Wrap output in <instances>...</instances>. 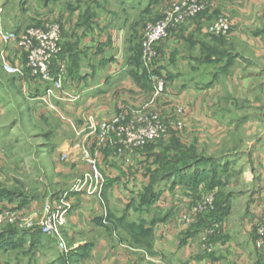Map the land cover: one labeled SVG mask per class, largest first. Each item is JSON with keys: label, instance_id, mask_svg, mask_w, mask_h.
<instances>
[{"label": "crops", "instance_id": "0c3cea01", "mask_svg": "<svg viewBox=\"0 0 264 264\" xmlns=\"http://www.w3.org/2000/svg\"><path fill=\"white\" fill-rule=\"evenodd\" d=\"M166 1L172 0L153 9L151 3H160L150 0L142 12L133 6L114 12L106 5L85 14L76 0H0L2 31L21 33L45 22L60 26L61 54L51 73L61 74L64 88L79 96L72 104L54 103L69 118L61 120L40 102L43 85L28 70L23 78L3 72L2 62L24 67L26 58L0 40V117L18 105L13 94L21 101L19 113L30 112L27 123L22 116L19 125L0 122V207L13 214L0 227V264H264L254 231L264 210V0H210L205 13L172 32L156 48L155 72L166 79L167 96L149 106L152 84L139 47L146 26L162 19ZM216 10L233 17L230 37L222 40L228 56L223 64L214 56L216 40L201 32ZM140 14H150L149 22L140 25ZM174 103L186 108V130L171 139L197 149L219 147L221 156L201 155L210 164L179 170L153 186L157 149L129 151L119 141L97 148L90 124L119 114L128 122L143 106L168 119ZM85 152L98 161V195L70 192L88 170ZM237 160L248 164L234 172L246 182L244 190L230 192L241 182L224 186L215 176L220 167L229 174ZM151 187L153 195L141 197ZM221 188L230 193L221 219L210 217L214 203L190 226L182 224L206 193ZM63 194L70 205L66 253L37 230L44 206Z\"/></svg>", "mask_w": 264, "mask_h": 264}, {"label": "built area", "instance_id": "2783aa9c", "mask_svg": "<svg viewBox=\"0 0 264 264\" xmlns=\"http://www.w3.org/2000/svg\"><path fill=\"white\" fill-rule=\"evenodd\" d=\"M207 2L208 0H184L180 3L167 4L162 19L149 24L144 29L141 39V61L149 73V80L152 84V96L147 105L162 101L166 96V79L155 72L156 64L160 58L156 50L157 46L169 38L172 32L179 31L192 18L204 11ZM231 26L232 24L226 16H219L205 30L212 36L225 37L230 33ZM0 40L4 45L14 47L26 58L24 67L6 61L2 62L3 71L9 76L23 78L25 70H28L34 78V82H40L43 85L40 102H43L61 120L69 122L66 114L54 105L55 102L72 104L79 99L78 95L69 93L64 88V79L61 74L52 75L51 73L53 63L61 51L60 26L57 23L45 22L43 26H31L21 33L0 30ZM37 98L39 99V97ZM173 112L179 118L175 125L177 128H182L180 119L186 113L185 106L177 104L174 106ZM132 117L133 120L126 122L124 114H119L108 122H101L97 127L90 124L89 128H93V131L96 132L97 148L102 150L111 143L119 141L125 149L133 151L158 139L165 132L160 113L146 106L135 111ZM88 120L91 121L90 118ZM74 130L76 133H80L76 128ZM79 146L75 145V148ZM85 155L88 170L74 184L70 192L98 195L102 182L98 161L95 156L89 157L87 152ZM212 207L213 194H208L192 206L189 213L181 217L182 224L190 226L193 216L206 213ZM69 213L70 205L66 194H63L57 201L44 206L42 215L37 222V230L44 236L54 238L58 247L64 252L67 250L63 229ZM12 216L11 211L0 207V227L12 220ZM254 229L256 245L259 249L264 250V210H261L255 218Z\"/></svg>", "mask_w": 264, "mask_h": 264}, {"label": "rangeland", "instance_id": "374dc122", "mask_svg": "<svg viewBox=\"0 0 264 264\" xmlns=\"http://www.w3.org/2000/svg\"><path fill=\"white\" fill-rule=\"evenodd\" d=\"M121 1H123L122 4H120V1L119 0H76L77 3H75L74 5H76L79 9H81L83 11V13H85V14L93 13L94 10H99L101 12V10L105 9V6L106 5H107V7L109 9L114 10V12L117 11V12H120L121 13L120 9L122 8V6H124L123 8L124 9H127V10H130L131 8H129V7L133 6L135 8H138L140 10V12H142V11L145 10V8L147 6H149L148 3L150 2V0H121ZM130 1H131L130 5L128 7L125 6L127 4V2H130ZM182 1H184V0H172V1H169V2L166 1V5L167 4H171V3H180ZM157 2L160 3V4L156 5V4H154V2L151 3L152 5L150 4L151 6H154V7H152L153 9L156 6L157 7L159 5L161 6L163 4L164 0H157ZM209 2H210V0H208L207 5H208ZM252 4H253L252 6H256V2L255 3L253 2ZM207 5H206L204 11L200 12L199 14H197L184 27L188 26L193 21H195L200 15H202L203 13H205L207 11V7H208ZM224 11L221 12L219 10H216V11L213 12L212 16H207L210 20H209V22L205 26H203L201 28L202 34L203 33L205 34V40H208L210 42H214V39H215L216 40L215 43H217V45L220 46L218 52H215L214 53V56H215V58H219L222 61V64H223V61L228 57L226 55L227 54L226 53V51H227L226 47H223L222 46V40H227L230 37L229 36L230 33L228 34V36H225V37H215V36H212V35L208 34L205 29H206V27L212 21H214L219 16H226L228 18V20H230V22L232 24V18L233 17L231 18L230 15L228 16L226 14V12H224ZM140 15H141V17H139V19L141 20L140 25L141 24H144L146 22H149L148 20H150V18H151L150 17V14H140ZM249 20H251V19L250 18H246V21L247 22ZM184 27H182L179 31H177L175 33L180 32ZM233 27L234 26L232 25L231 28L233 29ZM139 48H140L139 55H140V59H141V41H140V47ZM60 54H61V51H60V53H59V55H58V57H57L56 60H58V58L60 57ZM53 65H54V63H53ZM6 75H8V74H6ZM11 77H13V76H11ZM8 88L11 90V92H14L13 89L15 87L12 86V88H10V87H8ZM165 95L167 96V94H165ZM168 96H169V94H168ZM13 97H16L17 98V100H16L17 103L16 104H18V105L17 106H15V105H12L11 106L10 105L11 107H9V109H7L5 112H3V115L0 117V122L1 123L6 122V124L7 123L8 124L15 123V124L19 125V121H20L21 116H22V117H24V120H25L24 122L27 123V120L30 117V112H28V111H26L24 109L22 111L23 115H21L19 113V109H20L19 108V103L21 101H18V96L16 94H13ZM164 99H165V97H164ZM156 103L157 104H162L163 102L161 101V102H156ZM170 105H172V106H169V109L171 110V114H169L170 117L168 119L162 118V120H161V123L165 127L164 134H162L158 139H155L154 141L150 142L149 144H147V145L139 148V150H141V151L142 150L143 151H146L147 149H151V150L152 149L153 150L157 149L158 152H159L158 155H157L158 157L155 159L156 163L158 164V167H157V172L158 173L156 175H154V177H152V182H153L152 185L153 186L156 185V183L158 184L160 182L161 183L163 182V181H160L161 176L164 174V172H166V171L170 170L171 168H173V166L175 164H177L176 161L179 158H181V157H184V156H189V157L193 156L194 157V156H201V155H206V156H209V155H212V156H221L223 154V151H220L221 148H219V147L213 148L212 145H209V144L208 145L201 146L200 148L197 149V148H195L191 144H189L187 146L182 145L179 142V139H175L174 138L172 140L171 138L173 137V135L177 134V136L179 137V134L181 136L185 132V130H186V127H185L186 126L185 125L186 124L185 119L187 117V112L185 113V115L183 116V118L180 119L181 122H182L181 123L182 124V128H177V126L175 125V123H176V120H178L179 118L176 116V114L174 112L172 113L174 106H176L177 104L174 103V104H170ZM31 129H32V127L29 128L28 131L31 132L32 131ZM243 146L247 147L246 144H243ZM182 148L185 149V150H183ZM169 151H174V154L177 153V152H179V153L177 155H174V154L171 155V154L168 153ZM241 162H244L245 164L244 165H241V164H243ZM206 164H210V163H206ZM206 164H204V165H206ZM224 164L225 163H223V164L221 163V166H224ZM247 165L248 164L246 163V160H244V161H240V160L238 161L237 160V164L235 165V169H233L232 171H230L229 174L223 173L224 172L223 170H225V168H222L221 169V167H220V169H218L219 170L218 171V174H216V176H215L216 182L218 184H221V185L224 184V186H229V185L234 184L235 182L240 181L241 183L236 184L234 188L231 186L232 191H230V192H233V191L235 192V191H238V190H244V189H242V187L244 188V186H243L242 183H245L246 182L245 176L239 175V174H235L234 175V172H236L237 169H239V167H241V166L246 167ZM206 176H208V175H206ZM151 188L148 191H146L143 194H141V197H146L149 194V191L152 190ZM206 194L207 195L208 194H213V207H214V203L215 202H218L219 204H222L223 201H225V199L227 198V195L230 194V193H229V191L227 189L224 190L223 188H221L220 191H218V193L216 192V194H214L212 192H208ZM141 217H142V215H141ZM38 233H39L40 236H44L39 231H38ZM221 233H222V231L218 232L217 235H220ZM44 237H47V236H44ZM64 242H65V240H64ZM53 244L54 243L52 241L50 243V247H51V245L53 246ZM65 244H66V242H65ZM66 250H67V248H66Z\"/></svg>", "mask_w": 264, "mask_h": 264}, {"label": "trees", "instance_id": "16d2710c", "mask_svg": "<svg viewBox=\"0 0 264 264\" xmlns=\"http://www.w3.org/2000/svg\"><path fill=\"white\" fill-rule=\"evenodd\" d=\"M183 149V148H182ZM185 150V149H183ZM179 152L175 153L174 155H177ZM212 160L210 159H207V158H201V156H184V157H181L179 158L176 162L177 164H175L173 166V168H171L170 170L164 172V174L161 176V179L160 181H163L164 179H166L167 177H170L172 175H175V173H177V171H183V170H187L189 168H192V167H195V166H198V165H204L206 163H210ZM158 172H156L154 175H156ZM154 175L152 177H154ZM192 182V181H191ZM153 184V182H152ZM161 184L160 183H156V186ZM153 195V188L152 190L149 191V194L148 196V199L149 197H151ZM145 197V198H146ZM215 204H217V207H215V211L211 213V216L212 218H214L215 220H217L218 218L221 219L223 213H225L226 211V208H223L221 205L224 204V201L222 204H219L218 202H215ZM210 223V222H209Z\"/></svg>", "mask_w": 264, "mask_h": 264}]
</instances>
